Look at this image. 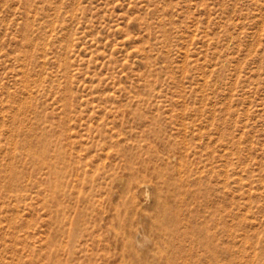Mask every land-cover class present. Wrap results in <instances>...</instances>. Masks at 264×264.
<instances>
[{
    "label": "rangeland",
    "instance_id": "rangeland-1",
    "mask_svg": "<svg viewBox=\"0 0 264 264\" xmlns=\"http://www.w3.org/2000/svg\"><path fill=\"white\" fill-rule=\"evenodd\" d=\"M0 264H264V0H0Z\"/></svg>",
    "mask_w": 264,
    "mask_h": 264
}]
</instances>
